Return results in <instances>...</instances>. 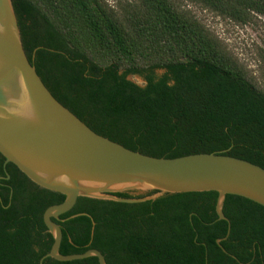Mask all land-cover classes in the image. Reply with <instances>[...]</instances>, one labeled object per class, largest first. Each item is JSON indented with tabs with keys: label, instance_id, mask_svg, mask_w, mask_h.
I'll return each mask as SVG.
<instances>
[{
	"label": "trees",
	"instance_id": "obj_1",
	"mask_svg": "<svg viewBox=\"0 0 264 264\" xmlns=\"http://www.w3.org/2000/svg\"><path fill=\"white\" fill-rule=\"evenodd\" d=\"M25 52L53 96L88 127L158 158L223 153L264 168V45L257 75L193 7L258 27L264 0H13ZM130 77H139L138 84ZM0 154V264H40L54 239L43 215L65 197ZM156 191L117 194L144 198ZM216 192L124 204L81 197L61 215L60 252L108 264H264V207ZM87 213L88 216H72ZM95 222V226L93 225ZM43 264H99L91 257Z\"/></svg>",
	"mask_w": 264,
	"mask_h": 264
},
{
	"label": "water",
	"instance_id": "obj_2",
	"mask_svg": "<svg viewBox=\"0 0 264 264\" xmlns=\"http://www.w3.org/2000/svg\"><path fill=\"white\" fill-rule=\"evenodd\" d=\"M0 154L7 174L3 179H10L6 166L11 163L35 185L65 197L44 212L54 242L40 264L46 258L72 262L91 257L108 264L97 249L60 252L63 230L57 221L81 197L138 204L165 194L216 192L218 220L228 224L227 236L217 244L226 254L221 245L231 232L224 213L226 197H243L264 207V168L256 164L223 153L152 157L94 132L53 96L30 62L13 0H0ZM149 191L157 193L144 198L117 196ZM78 216L93 220L87 213L72 218Z\"/></svg>",
	"mask_w": 264,
	"mask_h": 264
},
{
	"label": "rangeland",
	"instance_id": "obj_3",
	"mask_svg": "<svg viewBox=\"0 0 264 264\" xmlns=\"http://www.w3.org/2000/svg\"><path fill=\"white\" fill-rule=\"evenodd\" d=\"M196 14L219 35L239 59L257 75L256 46L264 45V19L259 26H238L230 21L223 20L212 13L193 7ZM138 84L143 81L139 77H130Z\"/></svg>",
	"mask_w": 264,
	"mask_h": 264
}]
</instances>
